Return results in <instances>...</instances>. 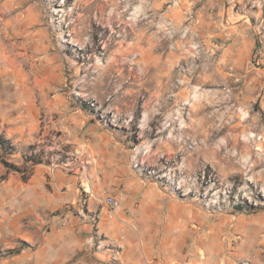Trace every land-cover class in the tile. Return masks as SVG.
<instances>
[{"label":"rangeland","instance_id":"374dc122","mask_svg":"<svg viewBox=\"0 0 264 264\" xmlns=\"http://www.w3.org/2000/svg\"><path fill=\"white\" fill-rule=\"evenodd\" d=\"M5 58L17 72L7 69L0 98L23 103L34 87L53 127L14 143L0 117V264L44 262L36 253L55 264L49 225L22 206L12 222L6 184L43 169L42 189L58 191L65 168L98 211L106 192L155 203L142 222L124 214L141 264H264V0H0V67ZM198 103L209 108L193 116ZM75 121L92 133L77 138ZM100 133L107 152L86 153ZM93 231V258L73 252V264H134L116 230Z\"/></svg>","mask_w":264,"mask_h":264},{"label":"crops","instance_id":"0c3cea01","mask_svg":"<svg viewBox=\"0 0 264 264\" xmlns=\"http://www.w3.org/2000/svg\"><path fill=\"white\" fill-rule=\"evenodd\" d=\"M6 63L8 64H6L5 67H0V84L9 83L7 79L11 78L12 75L9 74L7 69L11 67L14 72H17V70H15L14 61L8 58ZM31 65L35 70L34 79H39L43 61L36 57V60H32ZM20 80L25 85L22 75ZM36 88L39 92L41 90L44 92L43 88L39 86ZM20 91L21 93H25V96L27 95V99H24L23 103L20 101L12 103L11 97L13 99L14 95L10 96L8 93L6 99L0 98V100H2L0 101V117L7 122V124L3 126L5 137L11 139L14 143H25L33 139L40 140L46 131L43 129L53 126L42 124L43 120L40 119V117L43 111V103L34 101L33 94L35 88L21 89ZM28 94H30V98ZM7 98H9V100H7ZM3 100L5 101L3 102ZM5 102L6 104H4ZM6 108L9 110V113L3 114L2 112ZM67 129H70V133L80 138V136L84 137L86 133H92L94 126L93 124H88L86 121H75L71 122V124L67 126ZM93 136V138L88 139L91 142L88 143L89 145L91 144V150L90 152H85L88 154L95 152L98 155L107 152V147L111 142L101 133L93 134ZM88 140H86L84 144L87 145ZM85 168H87V166ZM42 171L43 169H37V172H35L32 177L28 178L25 182H21V184L19 182L13 184L10 183V181L6 184V197H8L7 206L11 207L14 205L11 208L15 211L14 217H12L14 220L12 219V222L17 220L16 218L20 213L16 212V208L22 206V208H25V211L27 210L28 214L30 213V218L34 220L37 218L38 224L41 223V225H43L45 223L44 225H49V229L45 230V238H48L49 242L51 241L52 244L56 245L58 249V253L56 252L58 257L56 259H60L58 264H61L65 258H70L67 264H73L71 253L77 251H81L83 255L85 251L86 256H89L90 259L93 258L95 254L94 226L97 229V233H101L102 230L104 232L105 229L112 231L116 230L114 233H116V235L118 234L119 239L121 236L123 240L126 239L128 241V243L126 242L127 244H132V247L127 248L126 254L132 255L134 264L136 262L141 264V250L135 246V235L132 231L125 230L132 226L134 218L124 214L126 208H128L134 213L135 218L142 222L145 220V217L149 216L148 210L155 203L151 205L148 202H121L120 198L115 195L120 200L118 213L122 214L125 219H109L101 203L99 207L100 210L98 211L93 202H87L86 204L81 202L82 197L79 199L78 192H75L76 189L80 191V188L75 185V179L81 176H78L79 174L76 171H69L65 168L60 175L55 174L56 176H53L52 180L58 191L54 190L49 193L45 191L46 189H42V184L45 182V177L44 179L41 178ZM64 186L67 188L63 189ZM19 190L21 192L20 195L17 192ZM15 194H18V196H15ZM9 197H11V199H9ZM143 209L145 211L143 215H141ZM34 214L37 215V217ZM144 215L145 217L143 218ZM93 220H95V223ZM119 228H121V231ZM51 250L55 251V249ZM59 253L61 255H59ZM96 254L100 253L96 252Z\"/></svg>","mask_w":264,"mask_h":264},{"label":"bare ground","instance_id":"6f19581e","mask_svg":"<svg viewBox=\"0 0 264 264\" xmlns=\"http://www.w3.org/2000/svg\"><path fill=\"white\" fill-rule=\"evenodd\" d=\"M170 78H174V75H173V73H171V75H170ZM183 86V85H182ZM179 87H181V85L179 86ZM182 88V87H181ZM186 90H180V93H179V95H181V94H183L184 92H185ZM79 92H77V94H78ZM80 94V93H79ZM178 96V95H177ZM196 101H198V96L196 97ZM209 108V105H207L206 103H198L197 105H196V108H195V111H194V114H193V116H197L198 114H200L203 110H206V109H208ZM144 117H146V113H143V120H144ZM200 119H201V124H202V122L204 123L205 121H214V117H207L206 115H201V117H200ZM199 119V120H200ZM193 121V120H192ZM198 126V125H197ZM199 128V127H198ZM218 128V127H217ZM221 128V127H220ZM223 128V127H222ZM246 147H247V145L246 144H244ZM256 149H258V150H261L262 149V146L260 145V144H258V146L256 147ZM230 160H233L232 158L233 157H228ZM262 176H263V180H264V171L262 172ZM255 177V176H254ZM253 178V177H252ZM251 178V179H252ZM263 186V185H262ZM86 190L87 191H90V189L89 188H86ZM262 192H264V189L262 190ZM261 194V193H260ZM86 200V199H85ZM263 205H264V203H262ZM1 211V210H0ZM6 212V211H5ZM5 214V213H4ZM2 218H3V216H2ZM244 218V217H243ZM252 219V218H251ZM258 219H260L261 221H264V213H263V215H261L260 216V218H258ZM3 222V221H2ZM3 226V225H2ZM4 227V226H3ZM22 228V227H21ZM23 230V229H22ZM17 231V230H16ZM3 232V231H2ZM18 232V231H17ZM27 239H30V237H26ZM25 255V254H24ZM27 255V254H26ZM47 256H48V254H44L43 256L40 254V253H36L35 254V256H34V260L36 259V258H40V259H44V262H40L39 264H48V261L49 260H47ZM26 258V257H25ZM59 260L60 259H56L55 260V264H57V262H59ZM36 261H38V259L36 260ZM34 262V261H33ZM30 263V264H34V263ZM39 262V261H38ZM4 264V263H3Z\"/></svg>","mask_w":264,"mask_h":264},{"label":"built area","instance_id":"2783aa9c","mask_svg":"<svg viewBox=\"0 0 264 264\" xmlns=\"http://www.w3.org/2000/svg\"><path fill=\"white\" fill-rule=\"evenodd\" d=\"M100 203L104 207V212L109 219H122L118 210L120 208V201L119 199L113 195L112 193H103L101 196L98 197ZM83 204L87 203L86 200L83 199Z\"/></svg>","mask_w":264,"mask_h":264}]
</instances>
